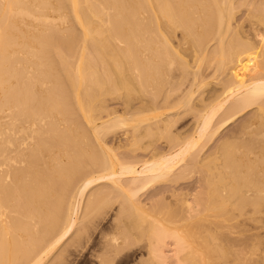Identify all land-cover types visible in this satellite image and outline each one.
<instances>
[{"label":"bare ground","instance_id":"1","mask_svg":"<svg viewBox=\"0 0 264 264\" xmlns=\"http://www.w3.org/2000/svg\"><path fill=\"white\" fill-rule=\"evenodd\" d=\"M237 2L0 0V264L67 260L113 205L110 253L264 264V3Z\"/></svg>","mask_w":264,"mask_h":264},{"label":"rangeland","instance_id":"2","mask_svg":"<svg viewBox=\"0 0 264 264\" xmlns=\"http://www.w3.org/2000/svg\"><path fill=\"white\" fill-rule=\"evenodd\" d=\"M240 0H238V4L240 3L239 2ZM253 1V2H252ZM255 1V2H254ZM261 1V2H260ZM258 0V2H260V3H264V0ZM243 2H246V5H247V3L249 2V3H251V4H254V3H258L256 0H251V2L250 1H244L243 0ZM248 3V4H249ZM245 5V4H244ZM239 7H241V9L239 8ZM247 7L246 6H240V4H239V6H238V8H237V15H238V17H240V14L242 13V11H243V13L242 14H244V12H245V9H246ZM241 10V11H240ZM178 34H180L179 32H177V36L176 37H180L181 36V34L180 35H178ZM175 37V36H174ZM172 38L173 39V41L176 43V41L178 40L177 38V40L175 39V38ZM178 37V38H179ZM188 59L189 60H191L192 61V58H191V56H189L188 57ZM176 69V68H175ZM182 70V69H181ZM176 71V70H175ZM174 71V72H175ZM180 73V68L178 69V67H177V71L175 72L176 74H179ZM181 73H182V71H181ZM180 73V74H181ZM215 83H216V86L213 88V89H217V88H220L219 86V84H217V80H213L212 79V82L210 83L211 85H209V86H207V88L208 89H206V91H205V94H204V96H207L208 94V92H209V88H211V90H212V86H214L215 85ZM109 95V96H108ZM108 95H106L107 97H106V105H108V107H110L109 109H111V106H114V107H118L119 108V106H121L120 108H124L125 106H122V104L119 102L120 101V98H118V100H115V99H113V101L111 100V94H108ZM108 100V101H107ZM115 100V101H114ZM113 102V103H112ZM108 103V104H107ZM117 103V104H116ZM119 103H120V105H119ZM117 105V106H116ZM188 114H190V115H185L186 117L184 118V119H180L181 121H179V123L178 124H176V127H175V129L177 128V127H179L178 129H186L187 127H189L190 126V124L192 125V123H195V121H194V118H192V115H193V117H194V113H188ZM104 115H106V114H104ZM106 118H107V116H106ZM190 123V124H189ZM181 125V126H180ZM184 125H187V126H184ZM229 128L230 127H228V129L226 128V129H222L219 133L221 134V136L222 137H226V133L228 132L227 130H229ZM226 131V133H224ZM223 133V134H222ZM224 135V136H223ZM221 136H219V134L217 133L216 135H214L213 136V138L212 139H214V141L211 139V141L208 143V145L209 146H213L217 141H218V139L220 140L222 137ZM106 137V140H107V143L111 146V133H109V134H107V136H105ZM221 137V138H220ZM217 138V139H216ZM154 138H151V137H145V139H143V141L141 142V144L143 145V144H146V145H151L150 147L152 148V143H150V142H152V140H153ZM216 139V140H215ZM165 141V143H166V141H167V144H168V142H169V139H167V138H163V140L162 139H160V141H158L159 142V145L161 146H163L164 145V143L163 142ZM158 142H157V145L156 146H158ZM211 142H213V143H211ZM150 143V144H149ZM146 145H145V147H146ZM144 146V145H143ZM149 147V148H150ZM194 179H195V176L193 177ZM193 178H192V180H193ZM191 180V181H192ZM114 206H116V205H113V208H114ZM107 209L106 210V212L105 213H101L99 216H101V217H98L99 219H102V220H99V221H101L102 223H100V226L98 227V220L96 221V223L93 225V226H96L97 225V227H93V226H89L88 227V230H87V228H86V230H87V235L89 234L90 235V237H88V236H86V230L84 231L83 230V233L81 232V234H83L82 235V237H84V234H85V239H86V241L84 242V245L81 247L80 246V249H78V250H74L73 248L74 247H71V250H70V252H72V253H70L69 251H67L68 253H66L65 252V256H66V254H68L67 256H68V258H67V260H65V261H62V262H59V263H57V264H102L101 263V261H100V259H102V258H104V257H106L107 256V263L106 264H142V261L143 260H145V259H147V254L145 255L144 253L146 252V250H144V249H142L143 248V246H142V243H136L135 245H134V243H132L131 245L130 244H123V248H121V251H120V249H119V253L120 254H118V252L116 253V252H112V253H110V250L108 249V251L105 249V247H102V246H105L106 245V243L108 244V238H106L105 236H106V234H108L109 233V231H111V229L109 228L110 226H111V218L113 217L112 216V214L114 213V210H115V208L114 209ZM110 210V211H109ZM113 210V211H112ZM108 212V213H107ZM106 213H107V216H106ZM105 218H103V217ZM80 219H82V218H80ZM84 219V218H83ZM83 219L81 220V223L83 222ZM95 219H97V217L95 218ZM80 222V221H79ZM81 223H79V225H78V227H76L77 228V230H76V228H74L73 229V232L71 233V235L69 234L68 235V237H66L67 239H65V242H64V245L67 243V242H69V240H71L72 238H74L73 237V234H74V236L75 235H78V234H76L77 232H80V231H78V228L80 227V225H81ZM257 224L258 225H260V226H264V211H262V212H259L258 213V219H257ZM89 228H91V229H89ZM104 228H106L105 230H103ZM108 229V230H107ZM107 230V231H106ZM75 231H76V233H75ZM103 232V234H104V232L106 233V234H104V235H102L101 233ZM101 234V235H100ZM103 238V239H102ZM106 239V240H105ZM100 240H105V241H103V243H105V245L104 244H102L101 242H100ZM101 243V244H100ZM138 244V245H137ZM63 245V246H64ZM102 245V246H101ZM125 245V246H124ZM128 245V247H126ZM142 248H141V247ZM101 247V248H100ZM126 247V248H125ZM101 249H102V252H100L101 251ZM100 250V251H99ZM98 252H100V253H98ZM105 252H106V255H105ZM110 254H109V253ZM116 253V254H115ZM143 253V254H142ZM57 254H58V252H57ZM56 254V255H57ZM97 254H100L101 256H102V258L101 257H99V255H97ZM118 254V255H117ZM140 262V263H139ZM144 263L143 264H145V261H143ZM52 264V261H49L47 264Z\"/></svg>","mask_w":264,"mask_h":264}]
</instances>
